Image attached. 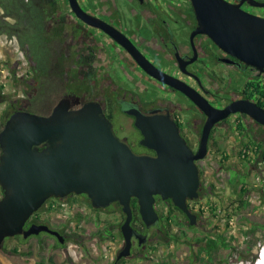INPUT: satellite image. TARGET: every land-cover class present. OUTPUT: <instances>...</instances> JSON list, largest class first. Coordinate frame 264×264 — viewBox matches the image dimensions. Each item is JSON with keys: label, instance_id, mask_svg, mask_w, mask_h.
Segmentation results:
<instances>
[{"label": "water", "instance_id": "obj_1", "mask_svg": "<svg viewBox=\"0 0 264 264\" xmlns=\"http://www.w3.org/2000/svg\"><path fill=\"white\" fill-rule=\"evenodd\" d=\"M198 27L193 36L205 34L223 52L240 63L264 72V18L242 9L247 3L264 8V1L190 0ZM72 11L88 25L95 24L77 0H69ZM107 31L108 26L100 22ZM110 32V31H109ZM117 38L137 62L154 78L188 96L208 119L196 153L182 138L178 126L167 116L138 115L135 126L141 131V145L156 156L136 154L114 132L113 125L96 102L78 109L79 99L62 98L45 116L16 110L0 132V249L7 239H29L47 233L63 245L66 238L46 224L28 221L50 199L86 195L94 209L119 204L125 215L121 227L124 248L118 260L131 254L133 212L138 202L147 228L156 226L160 216L156 197L170 200L195 226L198 216L188 201L199 199L200 170L196 161L208 152L210 133L215 124L232 114H245L264 126V109L244 100L224 109H215L194 89L154 67L127 39Z\"/></svg>", "mask_w": 264, "mask_h": 264}, {"label": "flooded vegetation", "instance_id": "obj_2", "mask_svg": "<svg viewBox=\"0 0 264 264\" xmlns=\"http://www.w3.org/2000/svg\"><path fill=\"white\" fill-rule=\"evenodd\" d=\"M58 1V13L50 20L47 28L51 31L55 26H65V31L58 29L57 33L66 37V55L76 62L74 66L65 68L69 94L62 98L79 99L80 104L73 109L88 102L98 103L112 123L115 134L136 154L156 156L153 150L141 145L143 135L135 126L138 115L169 117L178 126L182 138L194 153L199 149L208 117L183 92L151 76L110 32L121 40L127 39L154 67L194 89L215 109H224L234 102L244 100L264 109V72L246 66L226 54L205 34L193 36L198 22L190 0H77L82 10L93 18V25L78 18L69 0ZM227 1L238 3L240 0ZM250 8L247 3L242 5L244 11L264 18ZM100 22L108 26L107 31L99 26L102 24ZM69 71L79 75V83L75 88L70 85ZM232 118L238 119L237 123L241 122L246 132L252 128L248 131L252 138L254 127L264 131V126L240 113L232 114L228 119L215 124L210 133L206 157L196 161L200 170V197L196 201H188L190 209L196 208L206 193L202 162L219 152L215 143H219L221 129H227L226 125ZM260 140L252 141L260 143L264 149V141ZM239 142L242 143L241 149L246 146L247 141L244 139ZM210 189L208 186L207 191L210 192ZM56 200L90 202L86 195H70L65 199L52 198L44 207ZM163 202V206H174L170 200ZM158 204L156 200L155 209L159 214ZM193 213L199 220V212ZM32 224L36 223L31 218L25 228ZM161 224V217L152 228L144 226L138 229L132 224L135 233L131 254L127 258L135 257L136 252L138 256H143V249L151 243L149 231L155 229L157 234L164 233ZM121 227L119 232L123 246L113 264H121L127 259L118 260L125 243Z\"/></svg>", "mask_w": 264, "mask_h": 264}, {"label": "rangeland", "instance_id": "obj_3", "mask_svg": "<svg viewBox=\"0 0 264 264\" xmlns=\"http://www.w3.org/2000/svg\"><path fill=\"white\" fill-rule=\"evenodd\" d=\"M250 10L264 16V8L251 7ZM68 77L70 85L75 88L79 83L78 73L69 71ZM35 78L27 56L19 48L16 39L10 40L6 35L0 36V85L3 86V92L0 95V122L12 112L13 105L18 110L27 109L29 99L34 93ZM59 91L57 89L56 94ZM55 100L54 97H44L35 113L49 111ZM237 121L238 119L232 118L226 125L227 129L220 131L222 135L218 140L223 152H216L202 162L204 168L202 179L206 193L197 207H205L206 210L203 215L198 213L200 216L198 224L193 228L188 223L182 228L172 227V237L164 233L157 234L155 229L149 231L151 243L143 249V256H138L136 252L135 257L124 259L121 264H204L201 257L206 259V256L200 255L199 251L206 242L198 243L197 239L203 237L216 239L218 236L226 238L224 242L228 247L221 248L215 254L214 264H251L250 259L246 261V258H252L256 254L258 256L256 264H263V233L255 237L247 236L246 233L252 224L264 225V161L259 157L243 161L239 156L242 146L239 140L259 141L261 139L264 141V131L254 127L253 138L248 132L252 128L246 132V137H241ZM243 128L246 130L245 127ZM223 153H226V156ZM234 175L245 178L244 188L248 191L246 198L250 206L240 211L234 209L233 203L237 200V195L233 192L234 186L229 183ZM208 186L211 188L210 192L207 191ZM2 196L3 192L0 188V199ZM65 203L66 206L59 212H51L48 206L43 205L37 212L39 220H36L38 224L57 228L67 239L65 249L54 247L55 240L46 233H41L42 244L34 237L27 243L10 239L5 241L0 249V263L38 264L44 260L45 264H50L49 259L52 258L54 264H113L116 254L123 246L119 232L124 222L122 210L117 205L108 209L95 210L89 201ZM214 205L224 210L226 216L234 212L237 220L235 232L217 218L215 211L211 210ZM237 205L238 203L235 204ZM164 206L161 203L158 204V207L167 213L171 207ZM178 215L180 221L184 223L183 215ZM106 223L111 224L113 238L109 241L95 238L94 234L102 232ZM249 239L257 244L258 253L257 248L249 250ZM15 249L30 255L19 257L13 252Z\"/></svg>", "mask_w": 264, "mask_h": 264}, {"label": "trees", "instance_id": "obj_4", "mask_svg": "<svg viewBox=\"0 0 264 264\" xmlns=\"http://www.w3.org/2000/svg\"><path fill=\"white\" fill-rule=\"evenodd\" d=\"M58 2V0H0V36L6 35V37L10 40L16 39L19 48L27 56L30 69L36 77L34 93L29 99L26 110L35 113L38 105H40L44 100V97L50 96L56 99L53 101L50 110L45 113H39L41 115L51 112L58 100L69 94V85L65 77V68L72 67L76 63L73 59H69L66 55V37L57 33L58 29L65 31V26H55L51 31L47 28L50 20H52L58 13ZM57 89L60 90L58 94H56ZM2 92L3 86L0 85V95ZM16 110H18V108L15 105L11 106L12 112H10L8 116L0 122V132L4 128L7 119ZM237 128L240 130V136L244 137L246 130L243 128V124L241 122L238 123ZM215 145L217 146L219 152L223 150L219 143L217 144L216 142ZM223 155L226 156V153H223ZM239 156L243 161H250L253 157H259L264 161L263 146L260 143L253 142L252 140L247 141L246 146L242 147L239 151ZM229 183L234 186L233 192L237 195V200L233 203L234 209L240 211L249 208L250 203L246 198L248 191L244 188L246 185L245 178H239V176L234 175ZM156 200L158 203L164 204L159 196L156 197ZM236 203H238L237 206H235ZM117 206L120 208L118 204ZM48 207L50 210V206ZM170 207L171 208L167 213L158 208L162 221L160 227L166 226L165 228L163 227V232L168 237H172V227L182 228L189 222L185 214L178 208L173 205ZM131 208L133 212V226L138 229L145 228L139 213L138 202L135 198L131 201ZM218 208L219 207L214 205L211 210L214 212ZM191 209L193 212H199L202 215L205 214V211L201 207L198 209L191 207ZM178 214L183 215L185 218L184 223L180 221ZM32 219L33 223L38 224L39 222L36 221L39 220L38 213L32 216ZM190 227L193 228L191 225ZM53 229L57 230V228ZM261 233H263L264 237V225L252 224L246 234L247 236L252 235L255 237ZM33 237L37 238L41 244L43 243V236L41 234ZM49 237L55 240L56 244L54 247L61 249L65 248V246L61 245L55 237L51 235H49ZM94 237L102 241H108L110 237H113L111 224L106 223L102 232L94 234ZM14 239L20 240L22 243H27L29 240H25L21 237H16ZM8 240L10 239H7L6 241ZM224 240H226V238L221 236H218L216 239L206 237L197 239L198 243L206 242L205 246L201 247L199 251L200 255L205 254L206 256V259L201 257L204 264H214L215 254L221 248L228 247ZM221 241L223 242L221 243ZM248 243L249 250L257 248L258 253L259 250L257 244H255L252 239H249ZM13 252L18 254L19 257L30 255L29 253H20L17 249ZM257 258L258 256L256 254L252 258H246V261H249L250 259L251 264H254ZM49 262L50 264H54L52 258L49 259ZM38 264H45V262L42 260Z\"/></svg>", "mask_w": 264, "mask_h": 264}, {"label": "built area", "instance_id": "obj_5", "mask_svg": "<svg viewBox=\"0 0 264 264\" xmlns=\"http://www.w3.org/2000/svg\"><path fill=\"white\" fill-rule=\"evenodd\" d=\"M50 206V211L51 212H59L64 206H66L65 201H53L51 202ZM200 207V206H199ZM199 207H196L197 209ZM204 211L206 210L205 207H201ZM215 214L217 216V218H220L223 222H227L228 225L231 227V229L235 232L237 230V220L236 217L234 215V212L229 213V215H225V211L222 210L221 208H218L215 211Z\"/></svg>", "mask_w": 264, "mask_h": 264}, {"label": "bare ground", "instance_id": "obj_6", "mask_svg": "<svg viewBox=\"0 0 264 264\" xmlns=\"http://www.w3.org/2000/svg\"><path fill=\"white\" fill-rule=\"evenodd\" d=\"M223 224L226 225V226H229L227 222H224ZM229 227H230V226H229Z\"/></svg>", "mask_w": 264, "mask_h": 264}, {"label": "clouds", "instance_id": "obj_7", "mask_svg": "<svg viewBox=\"0 0 264 264\" xmlns=\"http://www.w3.org/2000/svg\"><path fill=\"white\" fill-rule=\"evenodd\" d=\"M259 257H260V254H259ZM258 259V258H257ZM256 262H258L257 260L255 261V264H256Z\"/></svg>", "mask_w": 264, "mask_h": 264}]
</instances>
